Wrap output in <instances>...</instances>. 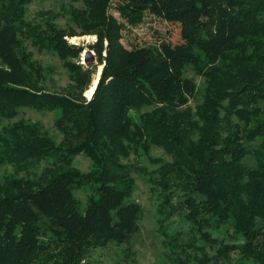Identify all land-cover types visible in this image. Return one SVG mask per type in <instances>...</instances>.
<instances>
[{
  "label": "trees",
  "instance_id": "16d2710c",
  "mask_svg": "<svg viewBox=\"0 0 264 264\" xmlns=\"http://www.w3.org/2000/svg\"><path fill=\"white\" fill-rule=\"evenodd\" d=\"M33 1L0 0V124L20 109L57 112L64 140L24 120L0 130V164L13 168L0 181V264H84L129 243L143 208L131 201L137 166L124 160L140 150L158 165L138 170L159 194L161 228L174 216L189 225L188 242L163 230L170 264H264V0H81L72 19L97 36L105 62L90 101L81 94L91 69L72 61L83 49L66 39L77 33L58 29L51 10L27 22ZM148 14L180 24L182 44L127 48L123 31ZM22 39L65 61L79 95L44 90ZM189 72L206 84L195 109ZM82 154L88 173L72 166ZM85 185L94 195L82 208Z\"/></svg>",
  "mask_w": 264,
  "mask_h": 264
},
{
  "label": "rangeland",
  "instance_id": "374dc122",
  "mask_svg": "<svg viewBox=\"0 0 264 264\" xmlns=\"http://www.w3.org/2000/svg\"><path fill=\"white\" fill-rule=\"evenodd\" d=\"M83 7L81 0H34L27 6L25 20L27 22L38 23L41 19L39 14L43 11H53L58 14V17L53 21L58 29L71 32L75 30L77 35L67 36L66 39L71 45L81 47L82 53L80 56L72 60L86 69H91L89 84L85 87L81 94V98L89 101L91 98L86 96V92L92 86L95 78L103 72L105 62H100L96 51L92 49L98 40L96 35H81L76 24L74 23L71 12L73 10H80ZM111 14L122 21L118 12L115 9L111 10ZM41 22V21H40ZM23 47L26 54L29 55L30 61L37 63L42 69L41 75L43 78L40 80V86L48 92H56L68 95L78 96L79 91L75 89V82L72 75L65 65V61L61 60L52 51H39L32 44L31 39H22ZM181 26L177 23H170L166 20L148 14L143 24L138 27L131 28L123 31V44L131 49L132 47H147V46H160L161 44L168 47H178L182 44ZM105 42V46H107ZM86 52H92L94 57V64L87 66L85 58L88 56ZM106 53H103V57ZM102 76V75H100ZM100 76L98 79H100ZM188 77L194 78L199 87V99L191 100L190 106L195 109L196 105L202 102V95L205 89V81L202 77L196 75L194 72H189ZM100 82V81H99ZM59 118L57 112H38L32 109H20L19 114L13 120H4L0 124L2 127L12 124L19 120H24L28 124L37 125L44 134H46L56 144H61L64 140V134L56 124ZM140 155L132 153L131 156L124 160V163L137 166L133 171L135 178V186L131 201L139 204L143 208V217L139 222V231L133 235L129 243L116 245L111 244L106 249H99L92 252V257L86 260L84 264H170L167 258L171 246L167 244L168 238L164 235L163 230L170 235L176 230H184L186 233L181 235V240L188 242L190 236L187 235L189 225L182 222L179 216H174L167 223V229L161 228L159 220L161 217L158 214V205L160 203L158 192L152 189L148 177L140 172L141 167H148L155 169L158 165L153 164L148 156L140 150ZM153 158H165L168 156L162 149L154 148L149 154ZM247 163L253 164L251 158L247 159ZM72 166L79 170L81 173H88L93 168L92 160L86 155L82 154L74 158ZM45 167V164L42 165ZM13 168L9 165L0 164V181H3L7 176L12 175ZM94 193L92 185H85L83 188L75 191V196L80 202L82 208H85L88 198ZM179 200L175 199L176 204ZM187 253L194 254L195 250L187 248ZM210 254H214L215 250L208 248ZM236 257V254H233Z\"/></svg>",
  "mask_w": 264,
  "mask_h": 264
},
{
  "label": "bare ground",
  "instance_id": "6f19581e",
  "mask_svg": "<svg viewBox=\"0 0 264 264\" xmlns=\"http://www.w3.org/2000/svg\"><path fill=\"white\" fill-rule=\"evenodd\" d=\"M101 75V68H100V70H99V74H98V76L95 78V80H94V82H93V84H92V86L89 88V90L86 92V96L88 97V98H92V96H93V94H94V92H95V90H96V87H97V85H98V83H99V76Z\"/></svg>",
  "mask_w": 264,
  "mask_h": 264
},
{
  "label": "water",
  "instance_id": "95a60500",
  "mask_svg": "<svg viewBox=\"0 0 264 264\" xmlns=\"http://www.w3.org/2000/svg\"><path fill=\"white\" fill-rule=\"evenodd\" d=\"M86 54H88V56L85 58V64L89 67L91 65L94 64V57H93V53L92 52H86ZM102 75V74H101ZM100 79H101V76H100ZM99 79V81H100ZM99 84V83H98ZM98 87V85H97ZM97 87H96V90H97ZM95 90V92H96ZM94 92V93H95ZM94 95V94H93ZM93 97V96H92ZM92 99V98H91Z\"/></svg>",
  "mask_w": 264,
  "mask_h": 264
},
{
  "label": "built area",
  "instance_id": "2783aa9c",
  "mask_svg": "<svg viewBox=\"0 0 264 264\" xmlns=\"http://www.w3.org/2000/svg\"><path fill=\"white\" fill-rule=\"evenodd\" d=\"M90 100H91V99H90ZM90 100H89V101H90Z\"/></svg>",
  "mask_w": 264,
  "mask_h": 264
}]
</instances>
